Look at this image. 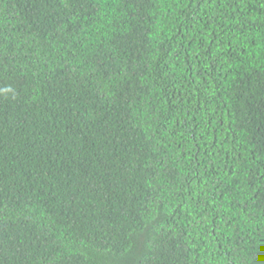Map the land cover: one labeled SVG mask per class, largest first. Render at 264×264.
<instances>
[{
  "label": "trees",
  "instance_id": "obj_1",
  "mask_svg": "<svg viewBox=\"0 0 264 264\" xmlns=\"http://www.w3.org/2000/svg\"><path fill=\"white\" fill-rule=\"evenodd\" d=\"M0 264H264V0H0Z\"/></svg>",
  "mask_w": 264,
  "mask_h": 264
}]
</instances>
